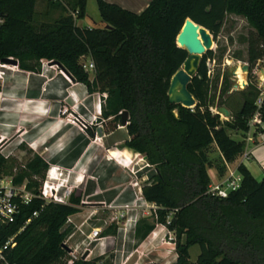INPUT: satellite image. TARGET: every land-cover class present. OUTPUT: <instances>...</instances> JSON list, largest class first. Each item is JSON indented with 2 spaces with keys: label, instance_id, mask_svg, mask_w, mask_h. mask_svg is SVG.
<instances>
[{
  "label": "trees",
  "instance_id": "trees-1",
  "mask_svg": "<svg viewBox=\"0 0 264 264\" xmlns=\"http://www.w3.org/2000/svg\"><path fill=\"white\" fill-rule=\"evenodd\" d=\"M64 1L70 12L84 16L87 0L56 3ZM35 4L36 0H0V60L13 58L23 70H36L41 59L49 60L89 93L106 95L103 119L117 120L124 110L128 112L129 139L124 146L143 155L154 168L141 194L157 206L155 221L136 222L137 244L160 223L175 234L174 264H264V176L256 180L239 164L238 188L219 197L208 191L207 171L215 167L217 175L224 176L223 163L244 152L245 142L234 140L228 131L247 132L255 113L264 123V93L257 105L261 92L250 83L239 111L221 119L210 104L212 53L206 51L188 84L196 105L169 103L167 95L171 76L188 56L176 42L187 18L215 39L226 15L243 17L255 31L247 47L249 70L258 60L264 63V0H151L139 14L96 0L102 27H81L72 14L37 26ZM81 56H89L94 65L91 79ZM226 76L230 77L228 71ZM214 146L222 156L217 161L209 157ZM47 168L37 154L21 165L0 153V179L9 176L14 185L25 183L32 194L28 203L15 198L13 221L0 223V248L12 238L4 251L7 262L110 264L99 258L69 257L65 240L71 229L65 225L79 211L81 198L71 193L66 203L43 199L40 186ZM116 230L110 225L101 236L115 235ZM192 245L200 247L194 262L189 255Z\"/></svg>",
  "mask_w": 264,
  "mask_h": 264
},
{
  "label": "rangeland",
  "instance_id": "rangeland-1",
  "mask_svg": "<svg viewBox=\"0 0 264 264\" xmlns=\"http://www.w3.org/2000/svg\"><path fill=\"white\" fill-rule=\"evenodd\" d=\"M56 1L36 0L34 24L39 26L41 23H52L60 17L72 14L76 24L81 27L103 26L96 0H87L86 12L82 18L78 17L77 12L72 13L68 10L66 1L61 3H56ZM254 37L255 31L243 17L233 14L226 15L218 36L213 39L208 50L212 53V59L208 63L211 71L209 99L215 112L216 108L221 105L233 113L238 112L244 98L243 91L248 89L250 83H253L261 92L256 102L264 93L261 81L256 82L255 80V78L260 79V73L257 74L256 72L262 70L264 63L258 60L250 67L249 73L241 70L242 64H248V41ZM90 61L89 56H81L80 58L81 63ZM55 69L59 71L58 68ZM233 70L238 74L240 72L244 73L243 77L240 78L239 75L236 77L233 74L230 77L226 76L227 71L231 72ZM88 73L91 79L93 72L88 71ZM237 79H239L240 84L235 88L233 83ZM75 86L77 85L72 81L71 87ZM68 92V95H71L72 98L71 102L67 99L66 102H62L59 98H52L43 100L42 105L44 106H40V108H32L30 104L31 106L26 111L21 112L16 109L17 114L24 115L23 118H19L23 120L19 122L18 117H16V122L12 127H4L5 129L0 127L1 152L10 154L20 164H25L33 157L36 152L30 148L31 141L29 138L35 135L36 129L41 132L45 131L42 125L43 121L37 120V114H33V112H39L43 115L45 113L47 119L52 118L51 121L67 125V127H70L69 132H71L72 138L81 137L82 140L86 139L89 142L88 152L83 153L73 168L63 170L64 173L62 172L58 180L49 178L53 181V186L64 185L60 188L63 190L59 191V194H62L67 188L72 191L71 193H75L81 198V214L69 218L65 225V227L73 228L72 233L65 240L69 257L85 260L99 258L110 264H174L176 259L174 232L168 231L163 225L157 223L155 227L157 238L155 240L151 235L155 229L139 244L133 237L134 221L137 222L141 218H147L148 221L153 222L156 219L157 206L145 201L141 194V187L148 181L149 175L154 173V168L142 159L143 155L134 150H131L130 153L127 151L124 154L125 157L118 159L115 156L117 157L115 160L111 158L113 155L110 156L109 150L121 152V150L130 149L124 146V142L128 138L126 127L120 126L121 118L114 120L112 117L103 119L101 115L99 116L97 107L98 103H100L101 108L104 105V94L98 91L89 93L84 89L82 93L78 94L80 96L77 95V98L72 89H69ZM7 105L6 107L3 105L2 109L9 108V105ZM50 112L52 114H48ZM220 116L221 119L226 120L231 117ZM38 123H40V126H34ZM81 124H85L87 128H83ZM112 130L114 131L113 134L110 133ZM19 141H23L22 146L17 145ZM79 141L75 140L70 147H67V144H61L59 147H67V151L71 149V153H73L78 149L75 148L76 144L78 146L81 144ZM37 153L48 160V151L44 152L41 149ZM215 156L216 154L210 149L209 157L217 161L214 158ZM116 167H119V169H116ZM228 173L223 176V180ZM9 178L12 177L8 176ZM83 179L84 182L80 184L79 181H83ZM213 182L215 181H210V183ZM120 189L136 192V196L133 194V201L117 200L110 203L107 199L109 193L112 190L117 191ZM118 202L124 203L118 204ZM110 225L117 227L116 234L108 235L112 238L108 244L106 240H103L102 243L101 238L105 236H101V232ZM93 229L99 230L97 238L91 236ZM199 252L200 247L198 245L189 247L191 261L196 260Z\"/></svg>",
  "mask_w": 264,
  "mask_h": 264
},
{
  "label": "crops",
  "instance_id": "crops-1",
  "mask_svg": "<svg viewBox=\"0 0 264 264\" xmlns=\"http://www.w3.org/2000/svg\"><path fill=\"white\" fill-rule=\"evenodd\" d=\"M104 1L108 3L116 4L121 8L139 14L148 6L151 0H104ZM47 61H48L47 66H42L41 62L39 61V65L36 68V70H23L20 69L17 64V65H12L14 67L6 71V74L3 77V79L0 80V93L3 98L1 102V110H0L1 112L0 127H3V129H5L4 127H12L13 124L16 122L15 120L16 117H18L17 119L19 122L23 120L19 118H23L24 115L22 114L20 115V113L17 114L16 109L23 112L26 111V109L29 108L31 105L32 108H40V106H44L42 105L43 100H50L52 98H59L60 100H62V102H66L65 100L67 99L71 102L72 101L71 95H68L69 89H72L73 93L76 95L77 98L78 96H80L78 94L82 93L83 90L86 89L85 85L78 82H75L77 86L71 87L72 80L68 76V74L65 73L57 64H54L49 60ZM55 68H58L59 71H57ZM261 86H262V82H261ZM17 102H24V103H17ZM3 105H5V107L7 105L9 108L2 109ZM33 114H37L36 115L38 117L37 120L43 121L42 125L45 128V131L41 132L40 130L38 131L36 129L35 135L29 138V140L31 141V143L29 144L30 148L34 152H36L35 154L39 156L41 155L40 153L37 152H39L41 149H43L44 152L48 151V157H49L48 160H46L41 156L44 159V161L48 164L47 170L50 167H56L63 172V170H65L66 168L67 169L73 168L75 163L81 158L83 153H85L86 151L88 152L89 142H87L86 139L82 140L81 137L72 138L71 132H69L70 127H67V125H61L59 123H56L55 121H51L52 118L47 119L45 113L43 115L39 112H33ZM48 114H52V113L50 112ZM24 122H28V121H24ZM250 124L253 123H249V130L247 132H242L239 130L228 131V134L231 138H233L236 141H244L246 147L244 152L238 155L232 162L229 163L225 162L223 164L225 165L226 168L225 174L230 171H234V173L238 175L237 166L239 164H243L256 180H260L264 176V123L253 124V125ZM36 125L40 126V123L34 124V126ZM113 130L110 132L111 134L114 133ZM127 138L129 139L128 134H127ZM75 140L76 141L80 140L79 142L81 144H79V146L76 144L75 148L78 149L75 152L71 153L72 150L70 149L69 151H67L68 150L67 147H70ZM22 142L17 143V145L22 146ZM61 144L63 145L67 144L68 146L67 147L63 146L62 148H60L59 145ZM123 151L121 150V152L120 151L115 152L113 150H109V153L110 156L111 154L113 155L111 156V158L115 160L117 158L115 157V154L119 156L118 159L123 156L125 157L124 154L122 155ZM127 151L128 153H130L131 149ZM212 151L213 153L216 154L214 158H216L217 160L222 158L220 152L216 149L215 146L212 148ZM142 159L145 160V157L143 156ZM116 169H119V167H116ZM207 171L212 181L223 180V176L219 177L217 175L215 167L208 168ZM83 182L84 179L83 181H79L80 184H82ZM22 185H25V183H23ZM62 190L63 189H60V191ZM133 194L134 196H136V192L134 191L133 192L125 191V189H120L117 191L112 190V192L109 193L108 195L109 197L107 199L110 203L117 200L133 201V197H134ZM123 203L124 202H120V203L118 202V204H123ZM81 204L77 206L79 211L71 215L69 218H74L81 214L80 211ZM70 229H71L70 233H72L73 228L70 227Z\"/></svg>",
  "mask_w": 264,
  "mask_h": 264
},
{
  "label": "built area",
  "instance_id": "built-area-1",
  "mask_svg": "<svg viewBox=\"0 0 264 264\" xmlns=\"http://www.w3.org/2000/svg\"><path fill=\"white\" fill-rule=\"evenodd\" d=\"M42 66H47L48 61L45 59L40 60ZM82 66L85 71H92L94 70V65L90 61L88 63H82ZM12 65L2 63L0 60V80L3 79V77L6 74L7 70H10ZM237 77V73L235 74ZM239 79H237V87L239 86ZM235 87V88H237ZM105 95V94H104ZM106 97V95H105ZM3 98L0 93V110H1V102ZM261 104V98L258 99L257 105ZM98 112L99 116L101 115V105L98 103ZM251 123L253 124H261V118L259 113H255L253 116ZM83 128H87L85 124H81ZM22 141H19L21 143ZM0 153L1 149H0ZM4 154V153H2ZM5 156H8L9 154H4ZM62 175V171H60L56 167H50L46 171L45 179L40 187V196L45 199L46 201H54L58 203H66L69 195L71 194V190L65 188V190L62 192V194H59L60 188H62L64 185H56L53 186V181H51L49 178L55 177L59 178ZM241 177L240 175H236L234 171H230L228 176L223 181H215L213 183L209 184L208 191L215 196L219 197H226L231 190H235L238 188L240 184ZM15 198H18L20 201L24 203H28L30 199L32 198V194L29 193L26 190L25 185H14L12 182V178H2L0 179V223H10L14 219L15 213H17V205L14 202ZM35 215V213H34ZM136 221H134L135 226ZM91 236L93 238H97L99 236V230L93 229L91 232ZM112 239L109 236H105L101 238L102 243L106 240V243H109V240ZM104 240V241H103ZM12 242V238L9 239L3 247L0 248V264H10L7 262L5 258L4 251L8 247V245Z\"/></svg>",
  "mask_w": 264,
  "mask_h": 264
},
{
  "label": "water",
  "instance_id": "water-1",
  "mask_svg": "<svg viewBox=\"0 0 264 264\" xmlns=\"http://www.w3.org/2000/svg\"><path fill=\"white\" fill-rule=\"evenodd\" d=\"M212 41L213 37L205 27L193 22L190 18L185 20L180 32L176 37V42L179 47L187 52L188 56L183 62L182 66L170 78L169 87L167 90L169 103L180 104L185 108H192L196 105L195 98L188 90V84L198 70L201 57L206 53V51L210 49ZM1 62L10 65L18 64L17 60L13 58H4L1 60ZM241 70L248 73V64H242ZM258 72L260 73V79L256 80H260L262 82V89L264 91V81L262 80V77L264 76V67L262 70H259L256 73L258 74ZM231 74L235 75L236 71L233 70L229 72V75ZM237 85L238 83L235 81V83H233V87H237ZM216 112L220 115H223L225 118H229L231 116V112L224 106L217 107ZM120 115V126L126 127L128 124V112L124 110L122 113H120Z\"/></svg>",
  "mask_w": 264,
  "mask_h": 264
},
{
  "label": "bare ground",
  "instance_id": "bare-ground-1",
  "mask_svg": "<svg viewBox=\"0 0 264 264\" xmlns=\"http://www.w3.org/2000/svg\"><path fill=\"white\" fill-rule=\"evenodd\" d=\"M262 80L264 81V76L262 77ZM125 153H127V150H124V151L122 152V155L125 154ZM115 156L119 157V156L116 155V154H115ZM52 178H54L55 180H58V178H55V177H52ZM51 181H52V180H51ZM151 235L153 236V240H155V239L157 238L156 229L151 233ZM151 235H150V236H151Z\"/></svg>",
  "mask_w": 264,
  "mask_h": 264
},
{
  "label": "flooded vegetation",
  "instance_id": "flooded-vegetation-1",
  "mask_svg": "<svg viewBox=\"0 0 264 264\" xmlns=\"http://www.w3.org/2000/svg\"><path fill=\"white\" fill-rule=\"evenodd\" d=\"M243 74H244V73H241V72H240L239 74L237 73V75H239L240 78L243 77Z\"/></svg>",
  "mask_w": 264,
  "mask_h": 264
}]
</instances>
